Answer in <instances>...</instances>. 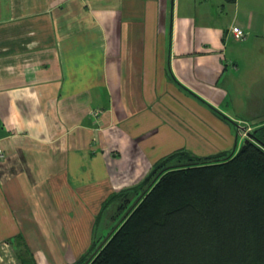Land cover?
<instances>
[{"label": "crops", "instance_id": "obj_1", "mask_svg": "<svg viewBox=\"0 0 264 264\" xmlns=\"http://www.w3.org/2000/svg\"><path fill=\"white\" fill-rule=\"evenodd\" d=\"M233 25L264 37V0H0V264H15L2 244L27 223L91 204L93 165L170 137L158 112L200 110L235 143L224 97L246 88L264 106L224 52Z\"/></svg>", "mask_w": 264, "mask_h": 264}, {"label": "trees", "instance_id": "obj_2", "mask_svg": "<svg viewBox=\"0 0 264 264\" xmlns=\"http://www.w3.org/2000/svg\"><path fill=\"white\" fill-rule=\"evenodd\" d=\"M250 133L240 151L178 148L109 193L95 221L119 195L136 197L118 205V222L80 264H264V121ZM10 241L20 264H36L21 233Z\"/></svg>", "mask_w": 264, "mask_h": 264}, {"label": "rangeland", "instance_id": "obj_3", "mask_svg": "<svg viewBox=\"0 0 264 264\" xmlns=\"http://www.w3.org/2000/svg\"><path fill=\"white\" fill-rule=\"evenodd\" d=\"M244 32L246 33L245 38L236 42H232L234 37L229 32L226 39H233L226 41L224 52L238 55L240 59L241 56L243 57L241 66L249 68L250 71L246 72L242 78L246 80L249 75L251 78H255L257 80L255 88H260L264 94V37L256 38V36H251L250 32L245 30ZM248 38L249 41H247ZM246 91L247 89L243 88L238 97L226 95L221 105L224 111L220 110L219 114L226 116L231 124L249 128V134L257 124L264 121V111L258 105L251 110L249 105L244 103L245 99L251 100L252 96H246ZM262 103L264 106L263 98ZM160 113L163 116L158 112L155 119L157 125L155 130L169 128L170 137L165 139L162 136L157 137L155 134L152 141L140 144L139 157L135 156L134 163H130L132 158L125 156L107 167L103 163L105 161H101L99 165H93V170L95 169L97 172L93 171L92 174L91 193H93V198L90 205L82 207L79 204L75 206L71 203L70 206L60 208L61 215H59L60 221L58 222L26 224L25 232L28 231V234L25 241L36 264H80L83 259L89 256L92 249L104 240L112 226L118 222L119 216L122 214L118 205L123 202L124 198H128L129 202L134 200L135 190H128L115 198L95 221L94 218L100 209L101 202L109 193L139 182L159 157L178 148H184V150L202 157L228 153L232 149L235 152L240 148L242 140L248 137V135L243 137L239 135L238 131L242 132L243 130L238 128L241 130L236 131L231 125V129L229 127V130L232 131L231 135H236V141L233 143L224 136V132L227 131L226 127L217 124L218 122L207 116L206 113L193 110L190 107H187L185 112L165 110ZM239 118L243 120H239ZM165 124H169L170 127H166ZM104 170L109 172L108 175L99 173ZM106 178L108 180L107 188L103 185ZM41 224L45 225L50 233H42L39 228ZM14 245H17L14 241L10 244L6 242L2 244L3 248L6 247L8 251H11L14 263L20 264L15 255Z\"/></svg>", "mask_w": 264, "mask_h": 264}, {"label": "built area", "instance_id": "obj_4", "mask_svg": "<svg viewBox=\"0 0 264 264\" xmlns=\"http://www.w3.org/2000/svg\"><path fill=\"white\" fill-rule=\"evenodd\" d=\"M228 32H230L231 33V35L234 37V38H236V39H241V38H245V36H246V33L244 32V30L242 29V28H240V27H237V26H231L229 29H228ZM249 130V128H246V127H244V129H242L243 131L242 132H240V131H238V134L239 135H241L242 137L243 136H246L247 134H248V130ZM238 130H240V129H238ZM2 154H1V152H0V156H1Z\"/></svg>", "mask_w": 264, "mask_h": 264}, {"label": "water", "instance_id": "obj_5", "mask_svg": "<svg viewBox=\"0 0 264 264\" xmlns=\"http://www.w3.org/2000/svg\"><path fill=\"white\" fill-rule=\"evenodd\" d=\"M232 125L234 126V128L236 129V131H238V128H241V129H244V127H239L238 125H236V124H233L232 123ZM253 137H252V134L251 133H249L248 134V137H246V138H244L243 140H242V142H241V146H240V148H239V150H242L243 148H244V146H245V144L248 142V141H253ZM258 144V143H257ZM261 144V143H260Z\"/></svg>", "mask_w": 264, "mask_h": 264}, {"label": "bare ground", "instance_id": "obj_6", "mask_svg": "<svg viewBox=\"0 0 264 264\" xmlns=\"http://www.w3.org/2000/svg\"><path fill=\"white\" fill-rule=\"evenodd\" d=\"M165 19H166V18H165ZM165 23H166V22H165ZM234 26H235V25H234ZM229 27H230V26H229ZM172 29H173V28H172ZM172 31H173V30H172ZM225 31H226V30H225ZM223 32H224V31H223ZM167 33H169L168 30H167ZM167 37H168V36H167ZM170 39H171V38H170ZM227 63H228V62H227ZM231 65H232V64H231ZM221 74H222V73H221ZM181 85H182V84H181ZM177 86H178V85H177ZM183 91H184V90H183ZM185 92H186V91H185ZM193 93H194V92H193ZM188 94H189V93H188ZM262 96H263V95H262ZM192 97H193V96H192ZM155 98H156V97H155ZM155 98H154V99H155ZM195 99H196V98H195ZM202 99H203V98H202ZM155 101H156V100H155ZM205 101H206V100H205ZM156 102H157V101H156ZM154 103H155V102H154ZM157 104H158V103H157ZM201 104H202V103H201ZM203 105H204V104H203ZM213 107H214V106H213ZM217 110H218V109H217ZM221 110H222V109H221ZM218 111H219V110H218ZM221 112H222V111H221ZM216 114H217V113H216ZM252 114H253V113H252ZM227 116H228V115H227ZM253 116H254V115H253ZM224 117H226V116H224ZM241 117H242V116H241ZM250 117H251V116H250ZM247 118H248V117H247ZM235 119H236V118H235ZM193 124H194V123H193ZM189 125H191V124H189ZM233 128H234V127H233ZM240 130H241V129H240ZM248 131H249V130H248ZM251 132H252V131H251ZM235 134H236V133H235ZM251 134H252V133H251ZM237 135H238V134H237ZM247 135H248V134H247ZM93 139H94V137H93ZM254 139H255V138H254ZM234 142H235V141H234ZM250 142H251V141H250ZM263 142H264V141H263ZM93 143H94V142H93ZM145 144H146V143H145ZM235 146H236V145H235ZM230 148H231V147H230ZM234 148H235V147H234ZM259 148H260V147H259ZM261 148H262V147H261ZM233 150H234V149H233ZM233 150H232V151H233ZM239 151H240V150H239ZM229 152H230V151H229ZM198 156H199V155H198ZM208 157H209V156H208ZM161 159H162V158H161ZM198 159H199V158H198ZM208 159H209V158H208ZM164 160H165V159H164ZM164 160H163V161H164ZM204 160H205V159H204ZM167 163H169V162H167ZM167 163H166V164H167ZM163 164H164V163H163ZM200 164H201V163H200ZM128 166H129V165H128ZM118 176H119V175H118ZM147 177H148V176H147ZM147 177H146V178H147ZM147 179H148V178H147ZM147 179H146V180H147ZM149 180H150V179H149ZM154 180H155V179H154ZM154 180H153V181H154ZM118 183H119V182H118ZM110 184H111V183H110ZM147 190H148V189H147ZM147 190H146V191H147ZM140 197H141V196H140ZM137 199H138V198H137ZM103 203H104V202H103ZM123 218H124V217H123ZM84 223H85V222H84ZM76 225H77V224H76ZM84 226H85V225H84ZM88 230H89V229H88ZM88 232H89V231H88ZM42 254H43V253H42ZM37 258H38V257H37ZM43 258H44V256H43Z\"/></svg>", "mask_w": 264, "mask_h": 264}]
</instances>
